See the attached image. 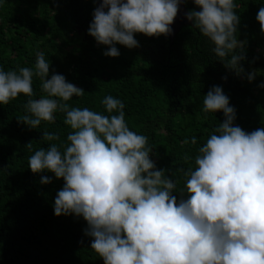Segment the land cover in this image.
Listing matches in <instances>:
<instances>
[{
	"label": "clouds",
	"instance_id": "clouds-1",
	"mask_svg": "<svg viewBox=\"0 0 264 264\" xmlns=\"http://www.w3.org/2000/svg\"><path fill=\"white\" fill-rule=\"evenodd\" d=\"M180 0H102L93 11L88 35L108 46L103 55L118 57L115 44L138 47L134 33L167 37ZM200 9L189 10L193 22L214 45L212 51L224 67L244 73L246 41L237 39L239 16L234 0H193ZM256 20L264 33V6ZM43 52L34 68L0 70V104L23 94L29 99L18 122L36 129L65 114L72 129L64 150L56 143L29 157L32 173L50 172L62 178L55 216L74 214L87 223L84 234L103 264H264V128L251 132L238 125L235 109L220 86L203 99L204 112L222 111L224 120L195 156V169H177L186 178L177 201L176 183L157 170L148 137L130 130L125 104L111 95L101 103L105 115L67 101L85 94L82 88L53 72ZM41 81L45 96L33 97V78ZM255 72L247 79L252 81ZM226 79V77H222ZM260 87H264L261 84ZM116 113V114H112ZM42 139L58 141L59 134L44 131ZM192 144L197 143L192 137ZM185 144L189 140L184 141ZM26 147L31 150L29 142ZM52 177L42 176L41 184Z\"/></svg>",
	"mask_w": 264,
	"mask_h": 264
},
{
	"label": "trees",
	"instance_id": "trees-1",
	"mask_svg": "<svg viewBox=\"0 0 264 264\" xmlns=\"http://www.w3.org/2000/svg\"><path fill=\"white\" fill-rule=\"evenodd\" d=\"M234 3L240 18L237 39L246 41L239 76L224 67L214 45L194 26L182 27L172 45L163 35L134 33L138 47L115 44L118 57L103 55L108 46L88 35L95 0H0V70L34 68L37 53L43 52L50 63L49 78L53 72L61 74L84 90L83 96L67 101L71 107L111 115L101 101L108 95L120 99L130 130L148 137L156 169L166 170L176 183L172 194L179 202L187 198L180 192L186 178L177 169H195L198 149L224 120L222 111H203L204 96L213 86L222 88L235 109L234 126L246 132L264 128V33L256 20L264 0ZM184 5L187 11L200 10L193 0H184ZM250 72H255L252 81L247 79ZM32 87V99L46 95L39 78H33ZM28 99L20 94L0 104V264H103L84 234L86 221L74 214L54 215L63 179L29 168L36 150L56 143L63 151L72 129L61 112L36 129L18 122ZM44 131L60 139L43 140ZM42 176L52 182L41 184Z\"/></svg>",
	"mask_w": 264,
	"mask_h": 264
},
{
	"label": "water",
	"instance_id": "water-1",
	"mask_svg": "<svg viewBox=\"0 0 264 264\" xmlns=\"http://www.w3.org/2000/svg\"><path fill=\"white\" fill-rule=\"evenodd\" d=\"M102 0H95L96 7L100 5ZM187 9L184 5V0H180V3L178 5V12L176 17L174 18L173 23L170 25V28L172 29V32L170 35H168V39L170 40V43L172 45L173 40L175 38V35L178 33V31L185 26H194L192 21H189L186 19V13Z\"/></svg>",
	"mask_w": 264,
	"mask_h": 264
}]
</instances>
